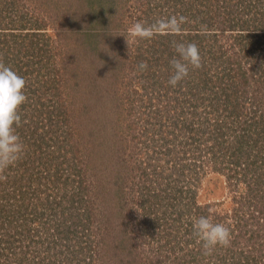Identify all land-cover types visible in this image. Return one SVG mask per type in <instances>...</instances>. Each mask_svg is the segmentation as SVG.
Here are the masks:
<instances>
[{"label":"rangeland","instance_id":"obj_1","mask_svg":"<svg viewBox=\"0 0 264 264\" xmlns=\"http://www.w3.org/2000/svg\"><path fill=\"white\" fill-rule=\"evenodd\" d=\"M171 15L187 17L180 36L163 35L152 40L133 41L129 54L122 35L127 34L131 24L136 21L151 24L156 19ZM262 18L264 23V0H0V61L25 79L24 91L28 97L20 108L22 122L17 128V134L26 146L21 159L22 166H25L21 172L18 170L19 163L8 169L5 173L7 180L4 181L14 184L9 179L11 174L19 180L26 177L23 179L26 187L23 194L14 202V195L8 197L11 202L6 204L17 203L27 219L22 218L18 223H12L10 219L7 225L1 226L7 233L6 237L12 238L16 234L18 238L14 243L10 240L7 250L12 245H18V252L25 250L23 252L28 253L27 260L40 254L41 259L51 257L57 261L53 264H78L74 249L64 251L60 246L50 249L40 243V252L34 250L32 243L35 237L41 239L46 229L35 222L31 206L36 199L43 198L44 192L53 193L54 199L78 198L79 184L83 182V186L90 187L86 193L87 203H90L86 206L89 213L84 212L85 207H78L72 213L83 215L77 220L79 224L73 220L77 234L82 235L77 246L91 248L98 253V261L86 255L92 264H118V256L112 257L113 252H109L108 247L123 242L122 230L128 231L124 242L128 252L133 247L137 253L122 255L126 263L207 264L210 261V264H219L222 254L228 259L232 256L236 261L246 258L245 244H249V235L245 234L247 228L257 233L264 228L259 230L257 225L264 222V70L258 71L264 69V65L259 67L260 61L264 60V55L259 53L264 43L256 44L249 50L250 47L239 45V40L248 36L249 31L252 33L255 30L252 27L263 26L264 29V24H259ZM90 33L95 36L86 35ZM174 39L195 42L199 50L209 51L211 54L207 62H225L231 57L238 59L247 77V85H243L238 95L227 101L224 97L219 98L216 89L202 96L207 98L205 106L210 103L209 96L219 103L214 118L216 116L223 125L220 128L233 129L235 135L232 137L241 139L244 144L250 143L249 132L256 139L252 145H245L239 161H231V158L215 153L217 157H212V164H205L208 173L201 180V185L194 189L196 196H183L184 192L178 198L190 208L184 217L191 222L187 223L189 229L198 215H209L208 210L199 213L196 202L212 204L213 219L230 228L231 246L217 247L205 260H202L205 256L202 248L199 250L201 245L193 233L191 240L194 242L189 241L192 244L187 249L199 250V259L182 250L188 237L185 230L179 232L175 229L177 241L165 237V225L161 226L157 217L162 216L169 205L167 208L165 205L161 209L156 208L159 209L158 214L157 211H150L152 214L148 216L155 221L146 233L145 217L143 219L140 215L142 209L139 211V192H133L134 189H141L146 182L139 172L148 175L153 190L157 187L161 191L167 187L169 181L167 183L160 178L171 163V157L168 158L165 152L181 148L177 146L180 139L176 138L181 132L182 137L185 134L198 141L211 139L216 132H220L211 125L216 119L206 113L201 101H197L200 94L192 91L201 88L200 85L195 86L193 78L201 68H206L204 65L190 71L188 78L181 82L183 85L171 87L167 83L171 74L169 61L175 55L172 47ZM71 47L75 49L74 58ZM141 61L147 62V70L137 69ZM48 80H51L50 84ZM52 82H61L58 92H64L62 96L53 91ZM230 86V82L221 85L227 89ZM60 98L62 101L66 99L64 111L59 110L62 107ZM195 113L207 117L201 122H205L208 131L202 132L205 135L200 139L195 136L201 132V123L193 121ZM75 116L79 121L77 125L74 124ZM87 126L94 128L96 133L100 132V141L96 142L99 145L93 151L90 163L82 146L80 151L68 153L64 148L54 155L66 152L67 159L46 160L50 157L47 146L50 145L53 150H49L53 152L57 148L54 142L57 139L59 144L76 142L81 138L77 128ZM32 129L35 130V147ZM70 130L73 131L72 136L67 135ZM213 144L214 139H211ZM188 156L190 159L194 154L188 153ZM202 158L207 160L209 157ZM120 159L126 162L121 165ZM70 164L76 165L75 169L80 172L83 170L82 173L79 175L70 169ZM155 167L159 168L160 176L153 174ZM122 170L124 174H119ZM126 174L134 178L136 185L132 188L133 180H127L129 183L119 180V187L123 185L124 190L121 193L114 184L120 175ZM230 175L234 176L231 180ZM31 176L35 177L33 191L27 189L33 183L29 180ZM184 182L181 187L187 189L190 184H197L190 179ZM252 191L253 195L250 194ZM119 199L121 202L117 203L127 205L125 210L121 207L123 205L115 203ZM254 199L261 203L255 205ZM105 207L111 212L108 218L101 211ZM66 210L71 211L69 208ZM9 221L15 228L8 227L12 226L8 225ZM122 222L127 226H121ZM106 225L117 226L115 230L121 232H117L118 243L114 234H110L112 231L109 236L106 235ZM105 250L107 254L104 257ZM6 261L17 263L14 256L9 255L8 258L6 252L0 253V263Z\"/></svg>","mask_w":264,"mask_h":264},{"label":"trees","instance_id":"obj_2","mask_svg":"<svg viewBox=\"0 0 264 264\" xmlns=\"http://www.w3.org/2000/svg\"><path fill=\"white\" fill-rule=\"evenodd\" d=\"M259 24H264L263 23V18L261 20H259ZM256 27V26H255ZM253 32L251 33L249 30V35L245 36L244 38L239 40V45L240 44H244L245 47H250L249 50L252 49L253 46H255L256 44H263L264 43V32H263V26H257L256 28L252 27ZM26 30V29H23ZM251 33V34H250ZM87 36H95V34L90 33V34H86ZM28 36V34L26 35ZM25 36V37H26ZM243 37V36H240ZM252 38H255V40H253ZM251 40V41H250ZM72 48V47H71ZM73 58L75 57L74 51L75 49H70ZM202 50V49H201ZM200 50V52H201ZM248 50V51H249ZM213 53V52H212ZM259 53L264 55V47L263 50H259ZM211 53L208 51L207 53L202 50L201 52V57L202 59L206 56L204 62L202 61V65H204V67H206L205 69L201 68V71L197 72L195 75H197L195 77L194 75V84L195 86L197 85V87H199L200 85V89L197 90V88H194L196 90H192L199 95V100H197L198 102L201 101V106H203L206 110V113L210 116H212L214 118V114L216 113V106L219 105L218 102L214 101L215 98H212V96L210 98V103L206 104L205 103L207 100V98L205 99L202 94L205 93H209V92H214V90H218L217 95L219 96L220 99H222V97H224V99L231 100L232 98H235L236 95H238V93L241 91L243 85H247V77L245 75V73L242 71L243 67L241 64H239L238 59L231 57L229 60H226L225 62H220V60L216 61V62H212V60L210 62H207V57L210 55ZM212 58V57H211ZM69 59H71V57H69ZM220 59V58H218ZM258 64V62L256 63ZM262 65H264V60L260 61L259 63V67H262ZM216 70V71H214ZM261 70L264 69H260L258 70L259 72ZM254 71V70H253ZM262 74V73H261ZM263 75V74H262ZM261 75V76H262ZM264 77V75L262 76ZM197 81H196V80ZM49 84L51 82V80H48ZM224 82H230L231 86L230 88L227 89V87H221V85ZM53 83V82H52ZM198 83V84H197ZM53 91H57V95H61L64 92H58V88L59 85L61 84V82L59 83H53ZM179 85H183V84H179ZM222 91V93H220ZM218 99V98H217ZM59 102H61V109L59 110H63L65 108V103H66V99L65 100H59ZM225 104H229V103H225ZM215 112V113H214ZM232 115H230L231 117ZM207 117H202L201 115L195 113L193 115V121L198 123L199 122V127H200V133L195 134V136L197 138H202L204 135L201 134L202 132L205 133L208 131V127L207 125H205V122H201L203 120H205ZM77 117L75 116V123L77 125V123H79L78 120H76ZM211 119V118H210ZM215 122H213L211 125L212 126H216L218 131L220 132H216V134L211 137V139H214V144L211 145V139L210 138H203V141L201 140H196L195 138H191V136L186 137L185 134H183L182 137V133L181 132L180 136H177L176 138L180 139V144L177 146H180L181 148H176V150L172 151L169 150L168 152H165V155L170 158L169 160L171 161L170 165L168 166V168L163 171L164 175H162V177L160 176V170L158 167L153 168L154 169V173L156 174L158 173L160 178H162L165 182L169 183L167 184V187L164 189H162L161 191L158 190L157 187L154 188V190L151 188V185L148 181V175L146 173H142L139 172L141 174V176L143 178H146V182L144 184V186L139 189V190H133L134 193L139 192V195L137 196L140 201H141V208L139 209V211H141L142 209V214H140L143 217H145L144 222L146 223L145 226L147 225L145 232L148 233L149 230L152 229L151 225L154 223L155 219L149 217L148 215H151L152 213L150 211H156L159 209L156 208H163L164 205L167 206L169 205V207L164 211V214L159 217H157L158 221L160 220V224L161 226H164L165 229V237L169 238L170 241L174 240L177 241V236L176 234H174L175 229H178L179 232L181 231V229L186 231L187 234V239L185 240V246H182V250L184 252H187V254H189V252L191 254H194L195 258L199 259L201 256V253L199 252V250H201V247L198 251L194 250H189L187 249L192 243H188L189 241L194 242L192 238V224L190 225V229L188 228L189 226L187 225V223H191L187 220L184 219V217L186 215H188V212L190 211V208H188L187 204H182L181 201H179V196L183 194V196H186V194L191 195L192 197H195L197 194V191L194 190L196 188H198L201 184V180L205 177L206 173H208L205 164H212L213 159L212 157H215L216 154L220 153V156H226L231 158V161H239V159L242 157V152L245 151V145H252V143H254V141L256 140L255 137L253 135L250 134L249 132V142L250 143H246L245 144L243 142H241V139L239 138H235L232 137L234 136V131L233 129H226V128H220L223 127V125H221L220 121L216 118L215 116ZM208 121H212V120H208ZM206 121V122H208ZM91 124V123H90ZM220 124V125H219ZM89 125V123H88ZM179 128L181 131H183V127L182 125L179 123ZM80 132V139L76 140V142L73 141H67L65 143L59 144L60 140H56L55 145L57 146L55 151H51L49 150V148H51V146H47L48 147V152H49V158L46 160H49L51 158V160L54 161H58V159L62 160V159H67L68 158V154L66 152L64 153H60L57 156H54L57 151H63V149L65 148V150H68V153L70 151L76 150V151H80L79 147L82 146V148L85 151V154L87 155V160L88 163H90V160L92 158V153L95 150V148L99 145L96 144L97 141H100L99 138V134L100 132L97 131L92 127H81L77 128ZM230 133H229V131ZM71 133H68L67 135L72 136L73 135V131L70 130ZM31 134L33 135L32 137L34 138V143L33 146L35 147V130L32 129ZM68 138V137H67ZM66 138V139H67ZM38 140V137L37 139ZM173 141V138H172ZM57 142V143H56ZM88 143H91L90 145H88ZM52 149V148H51ZM53 150V149H52ZM86 150H88L89 152H87ZM163 150V148H162ZM188 153L194 154V156L192 158L189 159ZM202 156H206L209 157L207 160L203 159ZM217 157V156H216ZM237 157V158H236ZM22 159V158H21ZM72 159V158H71ZM42 161H44L42 159ZM121 161V159H120ZM118 161V162H120ZM126 162V160H124ZM123 160L120 162L121 165H123L125 162ZM168 161V164L169 162ZM20 164V166H18V170H23L25 164L22 166V161L20 160L18 162ZM74 163V162H73ZM239 164V163H237ZM76 166V165H75ZM74 165L70 164V169L72 168L73 171L77 172L79 175L80 173H82V171H78L75 169ZM119 166H114V168H118ZM128 167L129 166H125ZM91 167H88V169H91ZM97 171V170H96ZM114 171V169H113ZM7 172V171H6ZM21 172V171H20ZM121 172V171H120ZM119 174H124L123 170L122 173ZM233 175H230L229 178L231 180ZM80 177V176H79ZM234 177V176H233ZM236 177V176H235ZM81 178V177H80ZM9 179L13 180L15 183L11 184V182L9 183V181L4 182L2 181V185H0V253L4 254L5 252L7 253V256L9 258V255H12L15 257V259L17 260L16 264H28L29 262L32 264H52L56 263L57 261L51 259V257L49 259L44 258L41 259L40 258V254H36L33 256V258L31 260H27L25 257L27 256V252H18V245H12V247L9 248V250H7V246L11 242L14 241L16 242V238L17 235L14 234L12 238H8L6 237L5 231L1 228L2 225H7V220L11 219L12 223H18L22 218L23 219H27V217H23V214L21 211H23V209H20L17 206V203L15 204H11L8 205L6 204V202H11V199L8 198L12 195H14V200L12 202H14L17 198H19V195L23 194L24 188L25 187V183L23 181V179H26V177H22L21 180L17 179V178H13V175L11 174V177H9ZM123 179L125 182L129 183L127 180H133L134 182L132 183L131 187L133 188L136 184H135V180L134 178L130 177L129 175H120L118 180L115 182L114 186L117 188V191L123 193V185H121V187H119V180ZM193 180L195 181L194 183L197 184H190L189 188L187 189L186 187H181L183 186V184L185 183L184 180ZM29 180H33V183L30 184L29 188L27 187V189H32V191L35 189V177L31 176V178ZM145 179H143L144 181ZM158 181V180H156ZM152 184V183H151ZM199 185V186H198ZM8 186H12V188L8 187ZM194 186V187H192ZM32 187V188H31ZM99 184H97L96 188L98 189ZM5 188V191H3ZM79 197L75 198H69V199H65V200H61V199H54L53 198V193H47L44 192V196L43 198H39L36 199L34 201V206L32 208V215L34 216L33 218H35V222H38V224L40 225L41 228L45 227L46 231H44V236H42V238H38L35 237L33 246H35L36 251H39V248L42 244H46V246L50 247V249H53V247L56 246H60L64 248L65 250H72L74 249V255H76V257L79 259V263L78 264H92L86 255H91L93 258H95L96 260L98 259V253L91 249V248H80L77 245L79 243H81V237L82 235H78L77 234V228L74 226V221L77 222L78 219H81V217L83 215L81 214H73L72 210H78V207H85L84 212L89 213V210L86 209V206H89L90 203H87L86 200V196L88 194H86L88 192V190L90 189L89 186L85 185L83 186V182H81L79 184ZM176 189L175 191L172 190ZM186 188V189H185ZM216 192V190L214 191ZM252 191L250 194L253 195ZM180 197L181 199L183 198ZM208 197H210L208 195ZM208 200V199H205ZM203 200V201H205ZM202 201V202H203ZM253 201V200H252ZM117 202H121V200H116L115 203ZM255 205H257V203H261L259 202V200L254 199ZM36 203V204H35ZM83 205V206H82ZM103 205V204H102ZM117 205H123L121 206L122 208L125 207L127 208V205L125 206V204L122 203H117ZM181 207H180V206ZM196 209L199 213H206L207 210L209 211V208L212 207V204L210 203H195ZM71 209V211L69 212L66 209ZM91 208V207H90ZM177 209V210H174ZM83 210V208L81 209ZM91 211V210H90ZM101 211L104 213L105 218L110 217V209L105 207V210L103 211L101 208ZM70 214V215H69ZM158 214V211H157ZM73 215V216H72ZM198 215V214H197ZM200 215H198L197 217H199ZM59 217V219H57ZM196 217V218H197ZM130 219H132V217H130ZM70 220V221H69ZM74 220V221H73ZM128 221V220H127ZM79 224V222H77ZM233 224V223H232ZM8 225H12L9 221ZM121 226H127L126 223L122 222L120 224ZM259 230L262 229L264 227V222H259L257 223ZM8 227H13L15 228L13 225L12 226H8ZM117 227V226H115ZM115 227H113V225L110 227V225H106V228H104V232L106 233L107 236H109L110 234H114V238L115 240L119 241L118 237H117V232L121 233L120 231L115 230ZM119 227V226H118ZM76 228V229H74ZM120 228V227H119ZM112 231V233L109 234V232ZM249 231V232H248ZM123 232V242L115 244L111 247H108L109 252L112 251L113 252V256L115 255L118 256V264H132V261H130L129 263L125 262V259L121 258L122 255H124L125 253H128L129 255L132 253H136V248L130 247V252H128V248L127 245L124 244V242L126 241L127 236L126 233H128L127 230H122ZM263 232V233H260ZM260 232L257 233L256 230L251 231L250 228L248 227L245 234L248 233L247 235H249V244L246 242L245 246L247 247V249L245 251L248 252L246 258H243V260H246L247 262H244L243 260L240 261H236L233 260V257L231 256L229 259L226 258L225 255H221V261L219 264H264V228L262 230H260ZM125 236V237H124ZM57 237V238H56ZM52 239H54L52 241ZM38 242H37V241ZM51 245V243H53ZM23 245V244H22ZM20 245V249L21 246ZM47 248V247H46ZM42 251V250H41ZM45 251V250H43ZM69 251V250H68ZM40 252V251H39ZM106 252V250H105ZM45 253V252H44ZM63 253V252H61ZM102 253V252H101ZM35 254V252H34ZM107 252L103 255L104 257L106 256ZM137 254V253H136ZM85 257V258H84ZM82 258V259H80ZM84 258V259H83ZM51 259V260H50ZM208 259V256H205L202 260ZM19 260H21V262H19ZM84 260H86L84 262ZM38 261V263H36ZM98 261V260H97ZM108 261V260H107ZM110 261V260H109ZM82 262V263H81ZM232 262V263H231ZM1 264V263H0ZM4 264H12V262H5ZM109 264V263H107ZM207 264H210V261H207Z\"/></svg>","mask_w":264,"mask_h":264},{"label":"clouds","instance_id":"obj_3","mask_svg":"<svg viewBox=\"0 0 264 264\" xmlns=\"http://www.w3.org/2000/svg\"><path fill=\"white\" fill-rule=\"evenodd\" d=\"M185 23L187 17L183 15L162 17L151 24L136 21L128 27L127 34L122 36L125 37L130 54L133 41L152 40L163 35L180 36ZM172 47L175 55L169 61L171 74L167 83L171 87H177L188 78L190 71L202 67V57L195 42L174 39ZM147 68L146 61H141L137 65L139 71H145ZM25 87V79L0 61V181L7 180L6 171L15 166L26 151V146L17 134V128L22 122L20 108L28 99ZM192 228L204 256L212 255L217 247L231 246L230 228L213 219L211 208L209 215L194 219Z\"/></svg>","mask_w":264,"mask_h":264}]
</instances>
